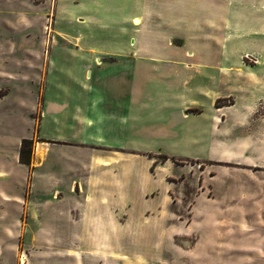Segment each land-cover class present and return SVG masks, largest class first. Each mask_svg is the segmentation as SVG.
<instances>
[{
    "label": "crops",
    "instance_id": "0c3cea01",
    "mask_svg": "<svg viewBox=\"0 0 264 264\" xmlns=\"http://www.w3.org/2000/svg\"><path fill=\"white\" fill-rule=\"evenodd\" d=\"M202 8L189 0H56L57 28L63 31L65 20L70 24L68 34L55 37L53 48L60 46L73 58V70L66 75L76 79L78 70L82 92L52 103L44 85L40 118L30 136V165H21L39 188L36 211L42 210V221L23 227L24 232L60 235V228L45 219L50 205L58 211L64 201L75 212L71 232L100 234L119 226V218L130 209L126 204L139 197H157L165 204L168 197L177 202L188 199L152 193V172L145 179L136 175L133 161L138 156L148 159L146 169L152 165L163 170L169 163L193 175L190 169L198 161L235 164L246 151L264 152L263 115L255 117L261 126L254 137L246 124L264 104V67L244 65V54L235 50H216L219 24L204 16ZM230 20L231 26H238L233 16ZM230 33L236 41L233 33L241 32ZM77 60L83 62L79 69ZM56 62L46 54L45 84ZM240 78L246 83L239 94L244 114L231 110ZM221 88L226 89L223 95ZM230 98L231 104H220ZM235 126L247 128L243 136L248 140H227ZM65 153L73 156L64 157ZM166 179L161 176L164 183ZM63 186L65 192L59 190ZM203 193L200 188L192 201H199Z\"/></svg>",
    "mask_w": 264,
    "mask_h": 264
},
{
    "label": "rangeland",
    "instance_id": "374dc122",
    "mask_svg": "<svg viewBox=\"0 0 264 264\" xmlns=\"http://www.w3.org/2000/svg\"><path fill=\"white\" fill-rule=\"evenodd\" d=\"M55 2L0 0V264H264V152L256 150L244 152L243 160L235 164L192 163L193 170H188L193 175L169 163L163 170H154L152 165L146 169L148 159L138 156L133 161L136 175L145 179L147 172H152L154 179L148 186L152 193L163 191L188 199L177 202L168 197L165 204L157 197H139L126 204L130 209L119 218V226L100 234L71 232L75 212L64 201L59 212L56 208L50 210V205L49 217L45 219L51 222L50 226L60 228V235L24 232L23 227L42 221V213H38L42 210L36 211L39 188L31 172L18 162L20 140L34 134L44 85L48 86L46 94L52 103L68 101L70 94L82 92L78 70L76 79L73 74L71 78L66 75L69 69L73 70V58L64 54L60 46L53 48L57 45L55 37L68 34L70 24L65 20L63 31L57 28L60 14L55 13ZM189 3L200 4L204 16L214 17L219 24L220 41L216 43L220 47L216 50H235L244 54V65L264 67V0ZM230 16L238 26H231ZM230 32L236 41H232ZM49 52L57 61V69L45 84L44 58ZM253 57L260 58V63ZM79 61L77 69L83 64ZM235 88L236 102L231 110L244 114L243 97L239 94L244 93L241 89L246 88V83L237 79ZM220 92L223 95L226 89L221 88ZM229 103L231 98L220 102ZM257 110L258 114L246 123L252 137L259 132L256 127L261 125L255 124V117L264 118V104L257 106ZM246 133V127L235 126L227 140H248L243 136ZM66 155L73 156H63ZM80 157L85 161V157ZM162 175H167L166 183L161 180ZM182 175L189 178L176 179ZM200 188L204 192L202 197L192 201L193 195L200 194ZM59 190L65 192V187Z\"/></svg>",
    "mask_w": 264,
    "mask_h": 264
},
{
    "label": "trees",
    "instance_id": "16d2710c",
    "mask_svg": "<svg viewBox=\"0 0 264 264\" xmlns=\"http://www.w3.org/2000/svg\"><path fill=\"white\" fill-rule=\"evenodd\" d=\"M32 146H33L32 139H21L20 140V146H19V152H18L19 164L24 165V166L30 165V159L32 155ZM157 158L161 161H165L167 159V157L165 156H158Z\"/></svg>",
    "mask_w": 264,
    "mask_h": 264
}]
</instances>
